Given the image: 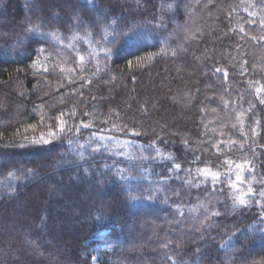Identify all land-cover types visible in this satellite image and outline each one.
Segmentation results:
<instances>
[{
    "label": "trees",
    "instance_id": "obj_1",
    "mask_svg": "<svg viewBox=\"0 0 264 264\" xmlns=\"http://www.w3.org/2000/svg\"><path fill=\"white\" fill-rule=\"evenodd\" d=\"M94 4L0 0V264H264V0Z\"/></svg>",
    "mask_w": 264,
    "mask_h": 264
},
{
    "label": "snow or ice",
    "instance_id": "obj_2",
    "mask_svg": "<svg viewBox=\"0 0 264 264\" xmlns=\"http://www.w3.org/2000/svg\"><path fill=\"white\" fill-rule=\"evenodd\" d=\"M88 3L91 4L93 7H95L96 5L94 4V0H88ZM162 8L164 7V5L161 6ZM167 7L170 9L171 8V4H168ZM249 15H254V13H249ZM113 24H115V21H113ZM143 27L142 25H132L129 27L128 31L127 32H120V39L123 40L125 43H128V42H137L139 40V38L141 37L142 35V32H143ZM155 27L157 28H162L164 27L163 23H162V18L160 20L159 23H157L155 25ZM28 31L30 33H37L38 32V27L34 26V27H31L28 29ZM116 31H120L119 29H116ZM241 31H243V29H241ZM41 35H44L43 33H41ZM48 35L52 36L53 38H56V34L55 33H49ZM109 35L110 33L108 32H105V35L103 36L102 38V41H98L97 43H102L103 41H108L109 43H111L112 41H115L117 38L116 36H112V40H109ZM36 43H39V41H36ZM68 47H73V45H68ZM104 53V56L106 59L110 58L111 55H112V49L111 48H107V47H104L101 49ZM45 52V49L44 48H38L37 49V55H42L43 53ZM172 55H176V51H172L171 53ZM85 58L84 56H79V61L81 64H83ZM35 66V64L33 65ZM129 66H131V61H129ZM45 71H47V69L45 68L44 69ZM216 72H221V69L220 68H217L216 69ZM225 79L227 78V71H224L223 73ZM255 91L257 94H261V93H264V85L260 86V87H256L255 88ZM258 98H260L261 100V103H264V98H261L258 96ZM63 115V113H61V116ZM65 127H66V122L63 121V120H60L59 121V124H58V127H57V130H54L52 132H50V136L55 139L57 138V131L58 132H64L65 131ZM83 127H89V125L85 124L83 125ZM72 129H69V131H71ZM76 131H79V129L77 128ZM95 135V134H93ZM133 135H139V133H133ZM97 139H99V137H97ZM33 143H44V144H47L49 143V140L47 139H44L43 137L40 139V140H34ZM123 146H127V142H125V144ZM21 147H23V145H21ZM143 147V146H142ZM147 147L151 148L153 152H155V156L152 157L153 159L159 157L161 159H169L171 160L172 157L170 155L168 156H165L164 153L161 151V149L159 147H157L156 145V142L153 141L152 144L148 145ZM96 149H94L95 151ZM145 159H147V157H144ZM173 167L175 169H179L180 168V165L173 162ZM126 171L125 169H118L117 172L118 174L120 172H124ZM199 172H201L202 175H204L206 178L210 177L211 178V181L213 183V185H215L216 183L219 182L220 180V173L219 172H213L211 169H203V170H198ZM241 178L239 176H237V180H240ZM229 187H232V188H235L236 185L235 184H229ZM248 192L251 193L252 192V189L249 187L248 189ZM260 195L262 197H264V192H261ZM237 206H247V203H246V200L242 197H233V208L235 209V207ZM262 208H264V205H261ZM220 215V212L219 211H214L212 213H210V216H219ZM209 218V217H206V219ZM260 223L264 224V213L261 214L260 218ZM166 246V245H165ZM177 247H179V245H177ZM90 258L92 260H97L98 257L96 256H90ZM174 264H177V262L174 261Z\"/></svg>",
    "mask_w": 264,
    "mask_h": 264
},
{
    "label": "rangeland",
    "instance_id": "obj_3",
    "mask_svg": "<svg viewBox=\"0 0 264 264\" xmlns=\"http://www.w3.org/2000/svg\"><path fill=\"white\" fill-rule=\"evenodd\" d=\"M110 243H112V242L109 241V240H106V241H104V242H101V243L97 244L95 247H96V248L108 247V245H110Z\"/></svg>",
    "mask_w": 264,
    "mask_h": 264
}]
</instances>
